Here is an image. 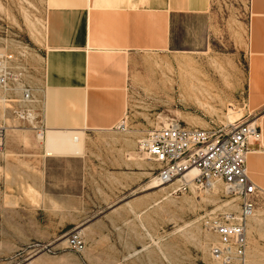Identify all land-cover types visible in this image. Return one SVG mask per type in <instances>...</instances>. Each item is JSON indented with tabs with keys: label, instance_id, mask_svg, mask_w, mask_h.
Instances as JSON below:
<instances>
[{
	"label": "rangeland",
	"instance_id": "374dc122",
	"mask_svg": "<svg viewBox=\"0 0 264 264\" xmlns=\"http://www.w3.org/2000/svg\"><path fill=\"white\" fill-rule=\"evenodd\" d=\"M49 4L0 0V53L18 41L26 46L31 65L45 73L38 88L47 86L49 27L63 34L57 28L69 17L47 11ZM142 6L154 13L138 16L137 55L122 64L120 110L104 130H82L79 154L46 156L35 137L47 129L37 120L7 123L27 130L36 146L9 132L17 142L5 137L0 153V264H213L216 237L208 221L233 213L236 202L220 183L215 193L192 186L174 192L176 183L149 189L156 165L138 152L137 141L171 119L197 128L264 124V0H210L204 15L171 14L168 23L158 20L157 5ZM99 26L103 34L106 24ZM107 48L114 51L111 64L119 63L117 49ZM260 141L261 132L251 150L264 161ZM248 173L264 189L262 174ZM72 235L79 249L69 244ZM246 239L245 264H264V191Z\"/></svg>",
	"mask_w": 264,
	"mask_h": 264
},
{
	"label": "built area",
	"instance_id": "2783aa9c",
	"mask_svg": "<svg viewBox=\"0 0 264 264\" xmlns=\"http://www.w3.org/2000/svg\"><path fill=\"white\" fill-rule=\"evenodd\" d=\"M30 62L26 46L19 41L0 53V153L8 122L30 124L37 120L40 124L45 87L36 84L44 83L45 73ZM259 133L256 125L242 121L228 127L197 128L171 119L146 130L137 141L138 152L156 165L154 178L158 183H176L174 192H184L189 186L206 190L212 183H220L236 202L233 213H222L208 221L216 237V243L209 247L213 264H245L246 223L263 195L246 174L245 154L258 142ZM191 169L196 173L187 178ZM69 244L80 248L76 235L70 236Z\"/></svg>",
	"mask_w": 264,
	"mask_h": 264
},
{
	"label": "crops",
	"instance_id": "0c3cea01",
	"mask_svg": "<svg viewBox=\"0 0 264 264\" xmlns=\"http://www.w3.org/2000/svg\"><path fill=\"white\" fill-rule=\"evenodd\" d=\"M49 1L47 11L69 16L63 17L66 26L57 28H64L65 33L56 34V26L51 25L44 41L47 86L42 94L40 124L44 129L54 130H104L99 127L105 126L117 116L120 107L115 103H120L124 81L122 64L126 68L128 59L130 61L137 55L138 16H151L154 13L153 9H138L139 5H157L158 20L163 23L170 21L171 14L204 15L210 7V0H156V3H150L151 0L140 3L139 0ZM71 15L77 18H71ZM51 20L53 24L54 18ZM103 21L106 27L102 34L99 22ZM99 32L100 35H97ZM107 47L117 49L119 63L111 64L114 51ZM98 49L105 62L98 55ZM88 70L95 73L89 80L86 77ZM111 101L113 107L109 104ZM87 120L88 125L91 123L99 126L88 128ZM259 127L264 135L263 122L260 121ZM26 132L28 131L20 132L23 135L19 134V141L24 146H36L33 140L25 141L26 137H32ZM16 142L12 141L10 144L14 145ZM261 146L264 148V141H261ZM7 153L8 161L11 154ZM253 155L247 158L248 170L262 174L258 180L264 186V161ZM252 161L261 166L258 169L253 167ZM251 177L260 187L255 178Z\"/></svg>",
	"mask_w": 264,
	"mask_h": 264
},
{
	"label": "bare ground",
	"instance_id": "6f19581e",
	"mask_svg": "<svg viewBox=\"0 0 264 264\" xmlns=\"http://www.w3.org/2000/svg\"><path fill=\"white\" fill-rule=\"evenodd\" d=\"M252 124H254V122ZM259 129H260V127H259ZM259 131L261 132V130H259ZM9 132H11L13 134H16L17 132H19V130H16L14 128L7 129L6 132H5V136L7 137L8 141H9V137L7 135H8ZM81 135H82V130H70V129H61V130L56 129V130H54V129H47V131L44 133V135L38 134L35 137V139H36L37 143H40L41 141L43 142V148H44V150H45L47 155H52V154H54V155H56V154L57 155H74V154H79L80 151H81V148H82ZM259 138H260V133H259ZM25 141L26 142L32 141V137L26 138ZM258 142H259V139H258ZM9 143H11V141H9ZM259 145H261V141H260ZM256 152L257 151H252V150L247 151V153L245 154V168H246V174L249 177V179L256 186H258L253 181L250 173H248L249 170H247L248 169L247 158H248V156H250L252 154H256ZM259 153L264 154V148H262V151H259ZM2 154H3L2 158L6 161V159L8 157V153L4 152ZM145 159H146V157H145ZM252 163H253V167H255L257 169L259 168V166H261V164L259 165L258 162L252 161ZM195 173H196L195 170L191 169V170H189V172H187L186 177L190 178V177L194 176ZM161 187H163V185L158 183V181L155 178H152L151 183L149 184V189H160V190H163L165 188V187L164 188H161ZM259 188L262 189L261 187H259ZM209 190H212L213 193H215L217 191V183H212L210 185ZM262 190L264 191V189H262ZM206 192H209V191H206Z\"/></svg>",
	"mask_w": 264,
	"mask_h": 264
}]
</instances>
